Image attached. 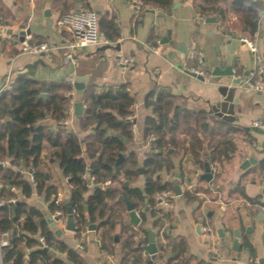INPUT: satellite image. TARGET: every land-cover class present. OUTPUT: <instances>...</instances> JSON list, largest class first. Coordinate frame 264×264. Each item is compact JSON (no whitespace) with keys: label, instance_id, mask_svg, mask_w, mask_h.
<instances>
[{"label":"crops","instance_id":"0c3cea01","mask_svg":"<svg viewBox=\"0 0 264 264\" xmlns=\"http://www.w3.org/2000/svg\"><path fill=\"white\" fill-rule=\"evenodd\" d=\"M75 2L78 7L79 1ZM176 2L179 4L166 11L152 7L148 9L153 12L146 9L139 12L135 9V0H82V4L95 11L98 17L113 15L120 36L115 42L75 51L76 65H73L65 59L63 49L60 48L43 55L23 53L19 37L13 34L17 30L29 29V34L23 36L25 41H46L61 46L69 36L67 31L56 25L59 14L54 10L51 0H0V93L20 73L37 81H65L71 84L74 76L81 75L87 78L85 85H93L96 91L111 85H125L134 98L133 137L126 143V152L134 154L140 168L146 153L150 151L149 143L142 137L143 120L150 113V108L144 103L147 95L153 90L165 89L179 97L188 109L205 110L208 114L211 105L222 99L217 90L218 85L227 81L226 77L215 80L211 72L216 68L220 71L231 66L235 77L245 79L257 64L253 53L240 39L242 35L238 30L235 13L229 11L223 22L215 17L214 22H205L206 18L213 16L203 17L197 12L195 5L200 0H174L173 3ZM220 4L228 5L229 2ZM261 11L258 30L253 37L260 54L264 50V7ZM154 47H158V52L152 50ZM191 52L199 56L200 64L197 59L188 58ZM121 60L126 62L121 63ZM261 64L263 66L262 59ZM186 66H197L210 73L209 82L185 73ZM260 76L264 80V66ZM71 93V106L64 127L83 138L88 130L81 131L79 118L73 114L72 108L74 101L81 100V94L74 89ZM231 97L233 100L227 107H233L234 120L222 122L225 123L224 130L229 127L233 129L231 136L234 153L216 168L212 167L210 183L202 179L203 168L183 159L180 171L177 168L179 157L172 156L175 169L179 172L177 182L182 193L175 195L172 191L168 195L169 201L166 200L167 205L157 201V205L170 214V220L163 221L167 235L173 239H185L187 252L192 257L190 264L199 261L212 264H264V196L259 192L264 175V152L256 151L264 147V135L244 130L253 126V119L264 118V91L253 92L234 86ZM210 116L220 120L213 114ZM40 123L50 130L56 124L48 118ZM52 151L53 148L44 143L42 157L48 183L55 186L56 195H60L62 205L65 206L68 201L67 178L51 157ZM250 156L261 159L260 163L241 169L244 160ZM162 179L173 182L174 175L168 177L162 173ZM143 182L144 177L139 173L129 183L130 186L142 188ZM185 190L194 193L196 200L187 201L183 197ZM87 195L88 192L84 197ZM26 202L44 214H49L42 194L33 192ZM146 219L144 226H149L155 233L149 214H146ZM64 221L65 216L56 224L62 231L59 238L81 254L82 264H104L95 232L87 229L80 234L66 231ZM197 225H200L198 231ZM206 225L211 228L217 243L219 253L216 257H211L210 245L203 236V227ZM218 229H221L222 237L218 236ZM233 229H239L241 234L239 251L231 249ZM79 244L83 245V249L78 248ZM51 253L64 259L65 264H72L65 259L64 253L56 250H51ZM119 255V247L116 246L113 255L106 260L107 264H118ZM150 257L157 264H167L166 256L158 257L155 253Z\"/></svg>","mask_w":264,"mask_h":264},{"label":"trees","instance_id":"16d2710c","mask_svg":"<svg viewBox=\"0 0 264 264\" xmlns=\"http://www.w3.org/2000/svg\"><path fill=\"white\" fill-rule=\"evenodd\" d=\"M78 1L81 10L88 9L82 0ZM135 1L139 3V12L152 7L166 11L174 2ZM51 4L59 18L76 7L75 0H51ZM263 7V0H200L195 5L201 16H213L221 22L229 11L235 13L239 33L251 40L257 33L258 12ZM98 29L109 42L117 41L120 36L113 15L98 17ZM72 90L69 82L37 81L20 73L0 93V202L3 201L0 234H8L7 245L0 247V264H65L51 250L64 253L69 263L82 264L81 254L55 235L44 213L26 202L36 192L44 196L49 214L59 208L65 214V206L55 203V186L45 177L44 143L53 148L51 157L67 178L76 234L84 232L88 222L95 223L94 232L104 264L116 246L120 251L118 264H157L150 255L143 254L142 245L147 243V233L142 228L147 221L146 214L152 218L151 227L156 229L157 256H166L167 264H190L192 257L187 252L185 239L170 238L164 228L163 221H169L170 214L157 205L156 196L171 193L173 182L163 180L162 173L168 177L174 175L176 166L172 156L179 157L180 171L183 159L199 168H204L206 159L211 168H216L235 151L233 129L224 130L225 123L214 120L205 110L188 109L179 97L165 89L153 90L144 101L150 113L144 117L142 127V137L149 143L150 151L140 166L142 172H138L134 154L126 152L134 124V98L126 86L111 85L101 91H96L93 85L85 86L79 127L88 133L83 138L63 124L71 106L68 93ZM47 118L58 126L55 124L50 130L40 123ZM119 154L123 159L116 164ZM29 171L32 180L28 178ZM139 173L144 177L142 188L130 186L129 182ZM119 196L134 203L141 219L140 227H133L127 221L125 205ZM183 197L187 201L196 200L189 190L183 192ZM9 198H14L15 203H9ZM166 200L169 201L168 196ZM197 264L212 263L199 261Z\"/></svg>","mask_w":264,"mask_h":264},{"label":"built area","instance_id":"2783aa9c","mask_svg":"<svg viewBox=\"0 0 264 264\" xmlns=\"http://www.w3.org/2000/svg\"><path fill=\"white\" fill-rule=\"evenodd\" d=\"M135 9L139 10V3L135 1ZM56 25L59 28L64 29L68 32L69 38H65L64 43L61 46H54L49 42H28L23 40L21 42V51L27 54H48L55 48L63 49L64 57L66 60L71 62L73 65H76V61L74 58V53L77 50L97 46L102 44L110 43L99 31L98 29V15L95 11L90 9H84L78 12L73 13L70 12L63 17H60L56 21ZM240 39L246 43L250 51L253 53V56L257 62L255 68L251 73L245 78L242 79V87L253 91V92H261L264 91V80L260 76L263 71V66L261 64V54L258 50L256 42L247 39L245 36H241ZM154 52H158V47L152 48ZM189 59H197L198 64L201 63L199 56L196 55L195 52H191L189 54ZM125 60H121V63H125ZM184 70L195 73L203 77V81L209 82L210 73L200 69L197 66H186ZM72 82V79H71ZM71 93V92H70ZM69 94V93H68ZM66 120L63 122L65 124ZM251 125L264 129V118H256L253 119ZM134 126V124H133ZM29 180H32L31 172L27 173ZM13 189V188H12ZM171 193H162L156 196L159 202L167 205L166 197ZM1 201L0 203H2ZM8 202L11 204L15 203L14 198H9ZM55 203L58 205H62L60 195L57 194L55 197ZM50 217H55V224L62 221L65 214H63L61 208L57 209L53 214L49 215ZM263 233H264V224H263ZM203 236L205 240L209 243V250L211 252V257H216L219 253L217 248V243L213 238V232L211 228L206 225L203 227ZM41 246H43L41 239H39ZM8 243V234L4 232L0 234V247L7 245ZM79 249H83V245H78Z\"/></svg>","mask_w":264,"mask_h":264},{"label":"water","instance_id":"95a60500","mask_svg":"<svg viewBox=\"0 0 264 264\" xmlns=\"http://www.w3.org/2000/svg\"><path fill=\"white\" fill-rule=\"evenodd\" d=\"M75 1H78V0H75ZM177 4H179V3H177V2L173 3L172 7H175ZM79 11H80V8L76 7L73 10V13L76 14ZM146 11L153 12L152 9H146ZM261 14H262V11H259L258 16H261ZM214 21H215L214 17H208L205 19V22H214ZM29 32H30L29 29L17 30V31H14L13 34L17 35L19 37V41L22 42L24 40L23 36L25 34H29ZM161 43H162V41H161ZM106 46H108V45H106ZM32 55H39V54H32ZM40 55H43V53H40ZM261 59H262L263 66H264V50L261 54ZM216 69H214L211 72V75L215 78V80H218L221 77H226L227 81L224 84L218 85L217 90H218V93L222 99L216 101L214 103V105H211V107L208 111V114L215 115L221 121H232V120H234L233 116H232L233 115V107H227V105H228V103H230L233 100V97H231V92H233L234 86H239V87L241 86L242 87V79L240 77H235L234 71L232 70L231 66H227L225 70L217 71ZM184 72L187 73L188 75L192 76V77H195L196 79H198L200 81H203V77L200 75L189 72L187 70H184ZM245 75H247V73H245ZM86 81H87V78L85 76H81V75L74 76L72 79L73 89L77 93L82 94L84 89H85V86H86L85 85ZM40 96L43 97L44 93H40ZM68 96H69V98H72V93H69ZM72 108H73V114L80 119L82 112H83L82 101L81 100L74 101L72 103ZM244 130L246 132L253 131L254 133H257L259 135H264V129H261V128H258L255 126L246 127V128H244ZM122 142H124V141H122ZM256 151L258 153H263L264 147H261V149H258ZM168 152H170V150H168ZM122 159H123V156L121 154H119L118 159L116 161V164H119V162ZM260 161H261V159L258 160L256 158L250 156L244 160V162L242 163L240 168L246 169L250 165L259 164ZM203 169H204V173L201 175L202 179L204 181L210 183L212 180L213 170H212L210 164L208 163V161L206 159L204 161V168ZM138 172H142V169L138 168ZM45 177L47 178V174H45ZM178 178H179V172H178V169H175L174 181H173V191H174L175 195H180L182 193L180 186H179V183L177 182ZM94 188H97V186H94ZM259 192L261 195L264 196V175H263V181L261 184V189ZM118 198L121 199L125 205V210L127 212L128 222L130 224H132V226H134V227H140L141 226V219H140V217H139V215L135 209L134 203L130 202L127 199H122L121 196H119ZM65 206H66V210H65L66 214H65V221H64V230L69 231V232H76L77 226H76V221H75V217H74L71 205L67 201L65 203ZM44 217H45L47 223L49 224V226L54 230L55 235L60 236L62 234V231L56 227V224H55L56 218L55 217L52 218L49 216V214H46V213L44 214ZM199 227H200V225L196 226V231H198ZM95 228H96L95 224L89 223V222L87 223V230L94 231ZM142 228L147 233V243L142 245L143 253L145 255H154L155 253H157V247H156V243H155V233L151 230V228L149 226H143ZM217 233H218V236H220V237L223 236L221 229H218ZM232 237H233V239H232L231 249L234 251H239L241 249V243H240L241 234H240L239 229H233ZM114 241L115 242L118 241L117 235L114 236Z\"/></svg>","mask_w":264,"mask_h":264},{"label":"rangeland","instance_id":"374dc122","mask_svg":"<svg viewBox=\"0 0 264 264\" xmlns=\"http://www.w3.org/2000/svg\"><path fill=\"white\" fill-rule=\"evenodd\" d=\"M33 42H36V41H33Z\"/></svg>","mask_w":264,"mask_h":264}]
</instances>
